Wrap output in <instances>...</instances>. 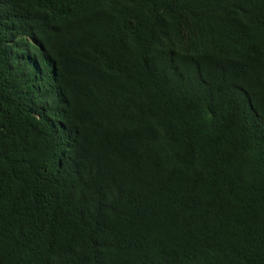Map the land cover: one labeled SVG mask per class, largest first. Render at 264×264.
I'll return each instance as SVG.
<instances>
[{"label": "trees", "instance_id": "1", "mask_svg": "<svg viewBox=\"0 0 264 264\" xmlns=\"http://www.w3.org/2000/svg\"><path fill=\"white\" fill-rule=\"evenodd\" d=\"M0 264H264V0H0Z\"/></svg>", "mask_w": 264, "mask_h": 264}]
</instances>
